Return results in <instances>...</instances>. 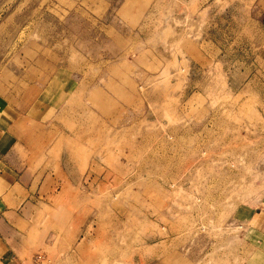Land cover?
<instances>
[{"label": "rangeland", "instance_id": "obj_1", "mask_svg": "<svg viewBox=\"0 0 264 264\" xmlns=\"http://www.w3.org/2000/svg\"><path fill=\"white\" fill-rule=\"evenodd\" d=\"M0 96L16 264H264V0H0Z\"/></svg>", "mask_w": 264, "mask_h": 264}, {"label": "crops", "instance_id": "obj_2", "mask_svg": "<svg viewBox=\"0 0 264 264\" xmlns=\"http://www.w3.org/2000/svg\"><path fill=\"white\" fill-rule=\"evenodd\" d=\"M8 107L9 105L6 99L0 96V226H6L4 230H0V244L4 245L3 254L1 253L0 255V264H16L13 261V254H8L12 251V244H14V242H11L9 235L18 234L16 230H12V228L7 225L8 223H6L3 215L5 213H12L9 207L22 201L23 195L21 194V188L25 187L26 189V187H31L32 183L29 175L28 180L24 181L25 174L21 173V169L23 168L17 166V157L14 158L16 153L13 155V153L16 152L17 145L22 143L21 140L27 141L25 137H22V135H20V133L18 134L17 130H15L20 119L23 118V113L8 111ZM35 179L34 177L33 180L35 181ZM52 186H54V184ZM262 214H264L263 207L262 210L258 209L252 216L250 215L249 222L255 221V225L253 228L250 227L252 230H247L252 232V236L246 241L245 245L248 247V250L252 251L254 257L256 255V257L259 256L264 260V244H261V247L259 246V242L264 241V222L258 225L259 220H264ZM255 236L256 238L252 239Z\"/></svg>", "mask_w": 264, "mask_h": 264}]
</instances>
